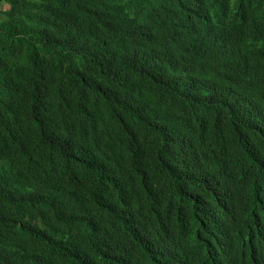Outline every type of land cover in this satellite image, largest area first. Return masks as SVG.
Here are the masks:
<instances>
[{
  "label": "trees",
  "instance_id": "trees-1",
  "mask_svg": "<svg viewBox=\"0 0 264 264\" xmlns=\"http://www.w3.org/2000/svg\"><path fill=\"white\" fill-rule=\"evenodd\" d=\"M0 264H264V0H0Z\"/></svg>",
  "mask_w": 264,
  "mask_h": 264
},
{
  "label": "rangeland",
  "instance_id": "rangeland-1",
  "mask_svg": "<svg viewBox=\"0 0 264 264\" xmlns=\"http://www.w3.org/2000/svg\"><path fill=\"white\" fill-rule=\"evenodd\" d=\"M1 9H4V8H7L8 7V4L3 2L1 5H0Z\"/></svg>",
  "mask_w": 264,
  "mask_h": 264
}]
</instances>
